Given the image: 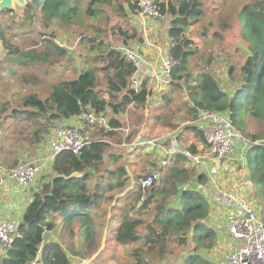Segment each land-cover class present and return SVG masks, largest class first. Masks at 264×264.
Returning a JSON list of instances; mask_svg holds the SVG:
<instances>
[{"label":"trees","instance_id":"1","mask_svg":"<svg viewBox=\"0 0 264 264\" xmlns=\"http://www.w3.org/2000/svg\"><path fill=\"white\" fill-rule=\"evenodd\" d=\"M83 4H86L87 17L98 22L107 17L105 8L122 18L129 17L135 8L131 0H33L21 10V16L11 12L12 18L7 17L8 21L3 22V18L10 14L4 11L0 16V40L8 60L23 62L24 67L45 65L47 76L54 66L65 67L63 63L70 60V56L66 48L55 43L53 36L40 31V43L33 42L31 48L25 50L7 35L13 27L19 30L26 25L33 29V19L39 21L41 29L46 32L51 25L73 22L80 17ZM165 6L164 14L170 17L168 55L178 61V65L170 72L163 109L155 116L149 111L152 123L144 125L145 103L151 92L145 83L138 92L130 88L135 67L126 60L123 49L100 37L98 28L94 36H81L79 40L81 45L86 43L87 54L80 55L83 67L74 79L51 84L47 98L33 93L22 101L20 99L21 112L26 113L30 120L43 117L47 121V132L54 128L56 122L61 123L88 111L105 119L108 129L101 123L95 124L90 129L94 131L90 133L93 139L90 145L78 154L63 152L56 157L48 181L33 193L12 247L0 258V264H30L37 254H40L42 264H70L62 245L54 240H45L44 233L54 232L59 219L64 228L78 224L85 242H94L93 237L98 242L104 230L98 231L95 221L107 214L104 209L106 203H112L115 197L120 196L117 194L123 192V199L127 202L113 235L118 245L132 246L130 256L134 264H171L165 262L181 248H190V251L177 264H213L201 254L202 250L209 251L215 246V233L207 226L210 212V201L204 191L207 176L195 174V167L181 152L172 154L164 166H159L156 159H152V153L146 152L145 146L130 147L128 144L138 135L142 142L165 136L175 131L180 123L195 120L200 111L228 112L238 132L246 124L248 116L261 124L262 131L260 135L247 136L253 142L261 141L259 137H264V0L246 2L237 14L240 31L248 45L246 58L238 67L240 86L231 95L223 91L214 78L209 68L212 58L203 62L207 64L206 68L195 67L196 71H192L190 67L199 45L193 36L194 27L202 24L208 8L204 0H168ZM216 10L217 7H212V16L217 14ZM242 19L245 20L243 26ZM118 30L124 49H129L127 47L133 41L142 43L141 33L136 29L130 33ZM34 31L37 30L34 28ZM208 32L202 27L199 36L204 38ZM218 32L213 30L211 38H221ZM233 68L229 67L230 75ZM20 81L25 85L38 80L21 77ZM7 105L10 103L2 104L0 112H4ZM130 111V118L138 114L137 121L127 119ZM13 112L18 111L15 109ZM187 129L193 131L198 142L204 143L202 130L193 125ZM176 141L181 143L179 135ZM194 145L188 152L196 153ZM140 159L147 160L161 172L160 180L145 191L140 187V179L147 174L135 178L130 171L134 161ZM19 162L20 158L12 156L1 143L0 165L13 168ZM106 162L118 165L115 169H107ZM245 163L252 193L264 222V147L250 145L245 153ZM74 173L82 177H71Z\"/></svg>","mask_w":264,"mask_h":264},{"label":"rangeland","instance_id":"2","mask_svg":"<svg viewBox=\"0 0 264 264\" xmlns=\"http://www.w3.org/2000/svg\"><path fill=\"white\" fill-rule=\"evenodd\" d=\"M158 1L166 5L168 3V0ZM249 1L250 0H204L205 6H208L206 10L205 19L202 21L201 25L194 27L195 32L193 33V36L197 42L199 41V45L197 46L198 48L196 51V55L191 59L190 62L191 70L196 71V68H206L205 66L207 64L203 62H206L209 57L212 58V62L210 63L209 68L211 69V72L216 81L218 82L220 88L229 95L236 92L238 87L240 86L238 67L241 63L244 62L246 58V48L248 45L242 36V32L240 31L239 22L237 20V14L241 10V7ZM85 5L86 4H83V7L81 8L80 17L77 18L75 21L66 24L56 25L57 30L55 31V33L60 36V42L62 43V47L67 49L68 55L70 56V60L63 63L66 66H54V69L50 71L51 74H49L48 76L46 73L47 66L45 65H36L30 67V69L20 70L18 71V75L15 78L9 77L10 79L3 80L2 85L0 86V93L6 92L8 95H14L17 101L20 98L22 101L24 97L33 93L38 94L41 98H46L50 94V85L52 83H56L59 80L74 79L77 75L78 70L83 67L82 57H80V55L85 56L87 54V46L85 42H83L82 45L79 44L81 36H94L95 29L98 28L101 30L100 37L103 38L104 41L109 42L111 45L118 49H124L122 45L123 39L118 29L128 31L129 33L132 29H136L138 32H141L140 26L142 22H140V20L135 17L133 18L129 16L126 18H122L115 14L113 10L111 11V9L105 8L107 17L104 20H101V22H98L91 20L89 19V17H87V15L85 14ZM212 7H217V16L211 15ZM15 14L16 16L18 15L17 13ZM164 16L165 24L169 25V15L165 13ZM7 17L12 18V16ZM7 17L3 18V22L8 21ZM244 21L245 20L242 19V26L244 25ZM154 22L159 24V22ZM207 23H210V25H213V27H209L210 25L207 26ZM33 25V27L37 31L41 28L39 21L35 22V24ZM202 27L207 28L209 31L207 36L205 35L204 38L199 36ZM34 28L32 29V27L30 28L29 26L25 25L23 28L15 30L13 27L12 32L20 36L30 32H32L33 35ZM213 30H218V33L219 35H221V38L218 37L212 39L210 35ZM49 32L50 30L47 31V33ZM52 32L53 31H51V33ZM15 42L16 41L13 40V43ZM16 44L21 45L23 47L31 45V43L29 42ZM127 48L135 49V42H131L129 47ZM58 60L60 61V59ZM10 61H12L11 58ZM230 66H234L231 75L228 71ZM21 77H35L38 80L39 84L37 85V83H31L30 85H23L22 81H20ZM164 92L165 91H162L161 93H159V95L161 96ZM15 107H17V103L16 106L10 108ZM130 114L131 111L126 115L127 119L129 118V120L131 121L138 120V114L133 115V117L131 118ZM245 123L246 124H244L243 127H241L240 129L241 135L244 138L249 141H252L251 137L247 135L261 134L262 127L258 121H255L254 119H251L247 116ZM89 132L93 133L94 131L89 129ZM176 135L177 133H175L174 136ZM259 138L264 144V137ZM145 147L152 153L154 158L160 155L164 157L165 155V152L159 147L157 148V150L151 148L153 146ZM147 150L146 152H148ZM142 151L143 150L141 149V152ZM154 152L156 153L154 154ZM142 155L143 154H141V156ZM167 158H169V155L167 156ZM106 164L107 169H115V167L118 165V163L109 164V162H106ZM244 165H246V163H244ZM243 167L244 169H241L240 171H238L237 169L234 171L232 170L230 173V178H233L235 176L236 178L234 179V183L238 182L239 184H245L249 186V177H246V175L245 177L243 176L244 173L246 174L245 169L247 168L246 166ZM151 168L152 165H150L147 160L140 159L134 161V164L130 167V171L133 173V176L135 178H139L144 174H148V169L150 170ZM201 172L202 170L200 169H194L195 174H200ZM249 188H252L251 185L249 186ZM250 193L253 195L252 190L250 191ZM124 194L125 192L117 194L120 196L115 197V201H113L112 203L107 202L104 206V209L107 210V214L101 219L95 221V226L97 230H104L103 236L101 239H99L100 241L98 240V242L95 241V237H93L94 242H85L82 238L81 232H79L78 230V224H73L67 228H64V225L61 224V221L59 219L57 220L55 232H57L58 234H56L55 240L60 243L63 249L66 251V254L68 255V258L70 260V264H134L133 259L130 256V252L133 249L132 246L118 245L114 241L113 235V231H115L119 226L121 217L124 213L123 209L125 208V204L127 202V199H123ZM213 197H215V195H213ZM140 205L141 203L138 204V206ZM189 249L190 248H181L175 250L174 256L170 257L167 260L168 262L165 263H179V261H181L185 257V255L189 253ZM206 253L207 251L205 250L201 251V254L204 256Z\"/></svg>","mask_w":264,"mask_h":264},{"label":"built area","instance_id":"3","mask_svg":"<svg viewBox=\"0 0 264 264\" xmlns=\"http://www.w3.org/2000/svg\"><path fill=\"white\" fill-rule=\"evenodd\" d=\"M131 2L135 4L134 10L130 14L132 17L137 16L144 21H159L164 17L166 4L158 0H131ZM145 44L149 46L147 40H145ZM123 52L126 60L131 62L136 69L131 78L130 88L134 92H138L143 83L139 74L145 68L146 63L135 49H123ZM177 65L178 61L169 55L160 60L157 71L151 77L155 94L168 89L170 72ZM77 118L80 122L78 128L58 127L47 135L48 153L46 156L19 164L11 169H2L3 175L24 188H32L33 194L40 187L38 177L44 167L47 166L51 169L56 157L63 152L78 154L83 148L90 145L93 139L89 129H92L95 124L101 123L108 129L107 121L98 118L90 111L83 112ZM189 124L203 131L204 143H200L196 153L182 152L175 147L174 150L165 152L164 158L176 152L183 153L190 165L202 170L201 173L207 176L205 189H210L213 195L221 201L226 215L225 230L238 246L234 250L224 253L218 264H264V222L261 218L260 207L250 193L249 180V186L238 182L234 183L233 180L231 189H222L219 184L221 179L230 176L232 170L244 169L243 166H246L244 165L245 153L250 145H262L264 147V144L262 141L252 142L244 138L232 124L228 112L200 111L196 119ZM176 132L177 129L165 136L144 142L140 141L141 138L138 135L128 146H153L151 148L156 149L158 146H162L161 139L175 137L172 135ZM128 133L129 131L126 130V134ZM215 161L219 162L218 166L215 165ZM160 178L161 172L159 170L149 171L145 177L140 179L142 191L155 185ZM211 215L209 213L208 217ZM19 223L15 219H0V258L11 249ZM30 264H42L40 254H37Z\"/></svg>","mask_w":264,"mask_h":264},{"label":"crops","instance_id":"4","mask_svg":"<svg viewBox=\"0 0 264 264\" xmlns=\"http://www.w3.org/2000/svg\"><path fill=\"white\" fill-rule=\"evenodd\" d=\"M21 10L22 9H17L16 11H14V13L20 15ZM8 16H12V13L10 12ZM130 17L132 16L130 15ZM134 17L140 20V22H142L140 26L141 32L139 31L142 34V43L137 42L135 44V51L138 54H140V56L144 59L146 63V66L140 72L139 77L142 80V82L146 84L148 92L149 93L151 92L145 103V111H144L145 113L144 125H145L146 122L149 123L153 122L152 119L149 120L148 117L149 111L150 114L152 113V115L154 114L153 116H155L164 107L163 96L167 90L164 93H162L161 96L159 95V92L155 94V92L153 91V86H152L153 81L151 80V77L157 71L160 60L163 57L168 56V48H169V40L167 38L168 25L165 24V16L161 20L156 21L159 22V24L155 23L152 20L144 21L140 17L133 16V18ZM56 27H57L56 25H51L50 28L48 29L50 30L49 33H47L44 29L40 28L38 31H34L35 34L33 33V35L32 32H30L31 34L25 33L22 36L16 33L14 34V32H11L10 34H8V36L11 37L12 42L13 40L16 41L15 43H19V44L29 42L32 45L33 42L40 43V39L38 38V35L40 34L41 31L47 33L48 36H53L55 43L60 47H62V43L60 42L61 41L60 36L57 33H55V31L57 30ZM51 31H53L54 33L53 32L51 33ZM145 40L148 41L149 46L145 44ZM0 43H2L1 40ZM30 46H26L23 48L27 50L31 48ZM20 58L22 59L21 56ZM0 61L2 62V64H0V79H1L0 86L2 85L3 80L10 79L11 77L15 78L18 75V71L24 69H30V67L32 66L41 65V64H33L30 67H24L22 65L23 62L10 61L6 57V51L4 47L0 53ZM12 71H14L15 74H10ZM36 83L37 85L39 84L38 81ZM30 84L31 83L25 85H30ZM20 99L17 101L14 95H8L6 92L0 93V109L2 108V104L6 102L10 103V105H7L5 107L6 110L4 112H0V117H1L0 142L2 143V145H5L9 149V152L12 156L14 157L17 156L20 158L19 164L29 162L39 157L46 156L48 153V149L46 147V137L55 128L58 127L78 128L80 125L78 118L74 117L69 120H65L61 123L56 122L54 124V128H50L47 132L46 130L47 121L44 120L43 117L40 119L38 118V120H30L27 119L26 113L21 112L22 108L20 107L21 104ZM16 103H17V107L10 108L16 106ZM15 109H17L18 111L17 113L13 112V110ZM189 123L190 121L180 123L179 125L180 128L179 127H178L179 129L177 128L176 133L177 135L179 134V139L181 140V143H178L176 141V137H177L176 135L175 137L172 138L161 139L160 143L162 146L161 147L158 146V147L162 149L164 152H167L169 150H174L175 147L179 149V151L188 152L189 147L195 144L194 146L196 147V152H197L200 146V142H198L197 139L195 138L193 131L187 129V127H189L190 125ZM157 129L163 130L162 128H157ZM147 151L150 152L149 150ZM155 153L156 152H154V154ZM152 159H156L159 166L161 165L164 166L167 162L166 161L167 157L164 158L162 157V155L156 158L153 157ZM0 167L2 169H11L7 166L3 167L0 165ZM154 169L155 167L154 168L152 167L150 170L148 169V171H152ZM50 173H51V169L47 166L44 167L40 176L38 177L39 185L48 181V177ZM245 175L246 177H249L247 173L246 174L244 173L243 176L245 177ZM0 177H1L0 178V219H15L18 222H20L26 207L31 202L33 189L24 188L18 185L16 182L8 180L3 175V173L0 174ZM235 178H236L235 176L233 178L232 177L230 178L229 176L226 177L225 179H221V181L219 180L222 189H231L233 186V180ZM204 191H205V196L210 201L209 213L212 215L208 217L207 226L210 229H212L215 233V247L207 251L205 256L204 255L202 256L207 260L211 261L213 264H218L223 254L234 250L238 246V244L228 236L225 230L226 215L224 208L221 204V201L219 200L218 197H213V192H211L210 189H205ZM56 234L58 233L55 231L49 233L47 235L46 240L49 239L56 241L55 240Z\"/></svg>","mask_w":264,"mask_h":264},{"label":"water","instance_id":"5","mask_svg":"<svg viewBox=\"0 0 264 264\" xmlns=\"http://www.w3.org/2000/svg\"><path fill=\"white\" fill-rule=\"evenodd\" d=\"M33 0H0V16L3 14L4 11L14 12L17 9H23L27 6L29 2ZM33 24H35V19L32 20ZM3 49V44L0 43V53ZM62 119V118H61ZM219 162L215 161V165L218 166ZM3 173L2 168L0 167V174ZM71 177L80 178L82 177L79 173H74ZM48 233H44V239L46 240Z\"/></svg>","mask_w":264,"mask_h":264}]
</instances>
